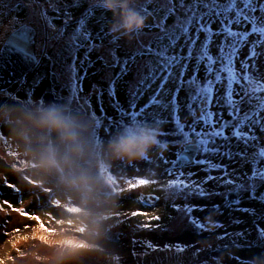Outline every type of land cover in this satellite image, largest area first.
Listing matches in <instances>:
<instances>
[{
    "label": "rangeland",
    "instance_id": "obj_1",
    "mask_svg": "<svg viewBox=\"0 0 264 264\" xmlns=\"http://www.w3.org/2000/svg\"><path fill=\"white\" fill-rule=\"evenodd\" d=\"M257 2L264 3V0ZM53 3L60 8L59 13L53 11L47 0H0V45L6 34L22 23L31 24L37 30L34 45L37 62L22 78L0 91V104L66 103L74 111L91 118L98 143L106 141L133 119L160 126L164 132L160 139L167 142V151L162 155L153 154L149 162H141L134 167L117 162L110 170H104L105 181L118 193L109 223L111 231H119V239L105 242L107 252L119 258L118 264H250L254 257L264 254V234L260 231L264 229V197L259 198L260 194H264V183L249 181L256 183V187L254 192L247 191L242 187L245 179L241 175L246 173L250 177L252 169L260 166L256 161L264 159L256 155L264 147V133H256L261 139L254 149L245 153L247 160L241 156L225 158L212 152H202L199 145L195 161L207 158L222 167L207 169L196 162L184 168L174 166L184 145L197 142L204 132L209 131L204 121L199 119L201 106L188 107L193 90L207 87L210 78L208 62L198 59L199 43L188 45L187 40H179L178 34L176 51L182 55L185 67L177 80L170 79L165 84V88L170 90L168 98L175 95V107L170 109L165 104L162 110H157L150 104L149 98L157 89L159 80L151 84V89L145 87L141 95H135L137 81L146 73L145 63L150 60L136 53L141 45H147L155 37L156 29L151 26L163 15L152 11L154 0L148 8L145 29L131 44L123 40L112 42L108 35L111 14L96 7V0H53ZM141 3L142 0H138L139 8ZM89 9L91 15L86 16ZM65 12L71 17L66 27ZM57 16L59 18L53 19ZM48 19H53L56 30L48 26ZM80 20L85 21L84 28L91 33L93 47L87 50H77L69 40L79 27ZM168 24H175V17H169ZM213 27L215 30V25ZM61 30L63 36L58 35ZM203 38L200 34L199 40ZM219 44L220 40L216 39L209 46V55L213 58L219 55ZM189 50L193 56H187ZM246 53L247 48H243L240 58ZM130 56H135V62L128 64L127 74L118 78L114 87L110 86L120 72V67L113 66L114 57L124 61ZM234 65L238 72L239 61H234ZM215 67L217 65H213ZM249 74H264V58L257 59ZM75 77L78 78L77 84L81 85L79 89ZM194 78L197 84L189 85L187 81ZM232 87L235 89L237 85ZM223 92L224 88L214 83L211 93L213 103L208 106V111L214 114L213 121L221 117L225 120L230 118V110L219 108L214 102L215 96ZM141 108L145 109L144 112L137 115ZM197 132L201 135H196ZM225 135H231L228 129H225ZM222 141V137L216 139L217 144ZM236 145L237 141L233 139L232 155H239ZM32 167L19 151V146L12 141L7 128L0 126V261L4 264H50L51 251L61 244L46 245L38 239L40 235L49 240L73 241L87 247L78 214L67 212L68 207H73L71 200L55 195L50 184L34 178L30 174ZM174 169L175 175L166 174L173 173ZM226 172L236 174L233 185L208 181L205 187L212 194L205 197L185 195L186 188L172 186L180 181L188 184L192 180L204 179L209 173L222 176ZM139 179H148L150 183L130 189L129 184ZM233 189L238 190L235 201L238 199L239 204L226 201V193ZM141 192L155 193L159 197L158 202L142 204L138 200ZM5 201L13 207L40 215L54 231H41L37 222L4 206ZM185 206H195L190 215L199 218L202 227L191 223L189 216L183 212ZM241 208L248 212L240 211ZM49 213L52 214L51 219ZM56 220L64 223L57 224ZM33 233H37V240L32 238ZM23 236L29 239H20ZM203 241L207 244L202 246L200 243ZM64 264H109V261L85 251L78 259L65 261Z\"/></svg>",
    "mask_w": 264,
    "mask_h": 264
},
{
    "label": "snow or ice",
    "instance_id": "obj_2",
    "mask_svg": "<svg viewBox=\"0 0 264 264\" xmlns=\"http://www.w3.org/2000/svg\"><path fill=\"white\" fill-rule=\"evenodd\" d=\"M48 4L56 13L60 12L53 0H47ZM153 5V0H142L140 10L147 15L149 6ZM154 13L161 12L163 15L159 17L156 24L151 26L156 29V35L147 45H141L140 50L136 55L140 57H149L146 61V73L141 75L137 81V89L135 95H141L144 88L151 89V84L156 80L160 83L155 91H153L149 102L155 106L157 110H162L165 104H168L170 109L175 107V95L168 98L167 94L170 90L165 88L168 80H177L180 77L181 69L185 67L182 63V55L176 51L177 41L183 39L188 41V45H196L199 43L198 59L208 62V69L210 78L207 81V87L193 90V95L190 97L191 103L188 107L193 105H200L199 119L204 121L208 126L209 131L202 134V138L197 141L200 145V151L212 152L221 157H237L241 156L247 160V153L250 149H254L256 144L260 141V137L256 135L259 131L264 133V74L250 75V67L253 66L258 58H264V3H258L257 0H154ZM46 17V13H44ZM65 27L68 20L71 18L67 12L64 13ZM91 15L89 9L86 16ZM169 17H175V24L169 26ZM47 18V17H46ZM59 18L54 17L53 19ZM53 19H48V26L56 30V25ZM85 21H79V27L76 28L73 36L69 38L72 47L77 50L93 47L89 33L85 28ZM215 25V30L214 26ZM234 28L242 30H233ZM178 34L179 40H178ZM200 34H203V40H199ZM58 35L63 36V31H59ZM216 39L220 40L218 45V53L215 58L209 55V46L215 43ZM17 43H22L18 41ZM183 47H188L183 45ZM243 48H247L246 55L241 59L240 53ZM187 56H193L192 51H188ZM239 61V71L235 69L234 61ZM135 62V56H130L127 60L121 61L119 57H114V65L120 67V72L112 79L110 86L114 87L118 78L127 74L128 64ZM213 65L217 67L213 68ZM75 77V82L77 84ZM241 81L243 83H241ZM226 82V83H225ZM189 85L197 84L194 78L187 81ZM219 84L224 88L223 94H217L214 102L219 108H227L230 110V118L225 120L222 117L213 121V113L208 111V106L213 103L211 96L213 85ZM236 84L237 88L232 85ZM81 85L77 84L78 89ZM179 91V89H177ZM259 93V94H258ZM234 96L236 97L234 99ZM114 102H117L114 100ZM148 105H145L147 108ZM141 108L137 115L144 112ZM195 114V113H193ZM225 129L231 133L230 136L225 135ZM255 129V132L253 131ZM196 135H201L197 132ZM223 138L222 143L217 144V138ZM237 141V148L239 155H232V140ZM190 142V141H189ZM241 144L243 147H241ZM264 158V147L256 154ZM255 159V157H254ZM197 164L205 165L207 169H219L222 166L219 163H213L210 159L196 160ZM191 163V161H189ZM259 167L253 168L251 176L246 173L241 174L245 179V184L242 186L245 190L254 192L256 183H249V181H258L264 183V159L257 160ZM167 175H175L173 173ZM236 174L234 172H226L222 176H214L209 173L204 179L192 180L185 184L180 181L178 184H173V187L186 188L188 191L185 195L194 194L199 197H205L212 193L205 187L208 181H215L217 184L223 183L227 186H232ZM111 182V180H110ZM148 179H139L135 183H130L129 188L137 186L148 185ZM237 187H241L237 185ZM234 190V189H233ZM264 194H260V197ZM230 204H239V200L229 201ZM4 206L12 211L19 213L25 218L37 222L39 229L43 232H53L54 229L49 228L40 215L31 214L24 209L13 207L9 201L3 202ZM195 206H185L183 208L184 214L189 216L191 223L197 227H202L199 218L191 217V213ZM240 211L248 212L247 209H239ZM67 212L78 213L79 209L75 207H68ZM49 219L52 214L49 213ZM151 219H158V217H151ZM57 224L64 223L62 220H56ZM71 223V221H69ZM25 227H29L26 225ZM82 231L83 229H78ZM19 231V229H17ZM261 234H264V229H261ZM37 233H33L32 238H36ZM242 235V234H241ZM22 240H28V236L20 237ZM39 240L46 245H59L62 243L74 244L73 241L65 240H49L46 236L40 235ZM76 247H85L82 244H74ZM15 247V242L13 243ZM4 264V261H0Z\"/></svg>",
    "mask_w": 264,
    "mask_h": 264
},
{
    "label": "clouds",
    "instance_id": "obj_3",
    "mask_svg": "<svg viewBox=\"0 0 264 264\" xmlns=\"http://www.w3.org/2000/svg\"><path fill=\"white\" fill-rule=\"evenodd\" d=\"M138 0H96L95 6L111 14L108 35L113 43L131 44L137 39L148 17L137 6ZM0 126L33 167L30 174L50 184L54 194L71 200L78 208L87 247L62 243L50 253V264H64L87 251L118 264V257L104 247L112 225L118 193L105 181V171L113 164L136 166L149 162L153 154L167 151L161 127L151 122L130 120L106 141L97 142L94 122L66 103L0 104ZM250 264H264V254Z\"/></svg>",
    "mask_w": 264,
    "mask_h": 264
},
{
    "label": "water",
    "instance_id": "obj_4",
    "mask_svg": "<svg viewBox=\"0 0 264 264\" xmlns=\"http://www.w3.org/2000/svg\"><path fill=\"white\" fill-rule=\"evenodd\" d=\"M36 28L28 23H22L4 37L0 45V91L9 88L13 83L22 78L37 62L35 54ZM22 41V43H17ZM199 143L191 142L184 145L174 163L175 167L184 168L195 163V156ZM191 161V163H189ZM238 190H229L226 193V201H235ZM155 193H140L138 200L142 204L152 205L158 202ZM109 239L117 241L119 231H111Z\"/></svg>",
    "mask_w": 264,
    "mask_h": 264
},
{
    "label": "bare ground",
    "instance_id": "obj_5",
    "mask_svg": "<svg viewBox=\"0 0 264 264\" xmlns=\"http://www.w3.org/2000/svg\"><path fill=\"white\" fill-rule=\"evenodd\" d=\"M200 244L203 246V245L207 244V242L203 241Z\"/></svg>",
    "mask_w": 264,
    "mask_h": 264
},
{
    "label": "trees",
    "instance_id": "obj_6",
    "mask_svg": "<svg viewBox=\"0 0 264 264\" xmlns=\"http://www.w3.org/2000/svg\"><path fill=\"white\" fill-rule=\"evenodd\" d=\"M38 237H36V240H37ZM39 239V238H38Z\"/></svg>",
    "mask_w": 264,
    "mask_h": 264
}]
</instances>
